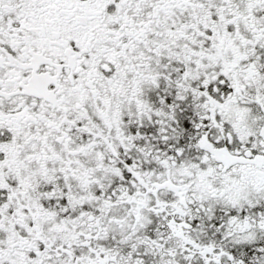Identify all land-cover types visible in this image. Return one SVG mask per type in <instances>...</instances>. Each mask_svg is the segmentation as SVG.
Returning a JSON list of instances; mask_svg holds the SVG:
<instances>
[{
    "label": "snow or ice",
    "instance_id": "6c2138e0",
    "mask_svg": "<svg viewBox=\"0 0 264 264\" xmlns=\"http://www.w3.org/2000/svg\"><path fill=\"white\" fill-rule=\"evenodd\" d=\"M0 264H264V0H0Z\"/></svg>",
    "mask_w": 264,
    "mask_h": 264
}]
</instances>
